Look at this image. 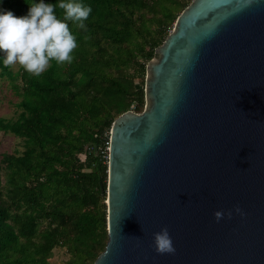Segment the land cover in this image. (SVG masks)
<instances>
[{
	"label": "water",
	"instance_id": "95a60500",
	"mask_svg": "<svg viewBox=\"0 0 264 264\" xmlns=\"http://www.w3.org/2000/svg\"><path fill=\"white\" fill-rule=\"evenodd\" d=\"M145 100L111 127L94 264H264V0H192ZM164 227L175 253L155 250Z\"/></svg>",
	"mask_w": 264,
	"mask_h": 264
},
{
	"label": "trees",
	"instance_id": "16d2710c",
	"mask_svg": "<svg viewBox=\"0 0 264 264\" xmlns=\"http://www.w3.org/2000/svg\"><path fill=\"white\" fill-rule=\"evenodd\" d=\"M192 0H75L91 7L83 23L65 21L76 37L73 61L39 76L5 66L19 98L0 131L23 149L0 151V264H94L108 242L106 190L110 130L123 112L145 107L148 62ZM39 0H0L16 16ZM59 4L60 0H44ZM58 19L64 10L55 9Z\"/></svg>",
	"mask_w": 264,
	"mask_h": 264
},
{
	"label": "clouds",
	"instance_id": "9594fccd",
	"mask_svg": "<svg viewBox=\"0 0 264 264\" xmlns=\"http://www.w3.org/2000/svg\"><path fill=\"white\" fill-rule=\"evenodd\" d=\"M57 7L64 10L63 20L55 14ZM91 11V7L75 0H60L58 5L39 0L38 3L30 4L25 16H16L12 11H0V52L4 54V65L18 64L28 73L39 76L52 60L57 64H70L77 42L65 21H78V26L84 28L83 21L87 20ZM236 212L240 213L241 209L237 207ZM223 215L221 211L214 213L217 221ZM231 215L229 211V218ZM153 239L158 253H175L167 227L154 233Z\"/></svg>",
	"mask_w": 264,
	"mask_h": 264
},
{
	"label": "rangeland",
	"instance_id": "374dc122",
	"mask_svg": "<svg viewBox=\"0 0 264 264\" xmlns=\"http://www.w3.org/2000/svg\"><path fill=\"white\" fill-rule=\"evenodd\" d=\"M0 11H6L2 5H0ZM175 24V23H174ZM174 28V27H173ZM172 28V29H173ZM171 29V31H172ZM21 66L18 64L12 65L14 71L18 70ZM19 100L13 90L11 89L9 79L7 77L0 76V117L11 118L17 115L16 103ZM111 132V130H110ZM23 141L21 138L16 137L11 133H4L0 131V151L14 152L16 150H22ZM69 255L64 247H57L54 249L53 256L50 261L53 264H65Z\"/></svg>",
	"mask_w": 264,
	"mask_h": 264
},
{
	"label": "built area",
	"instance_id": "2783aa9c",
	"mask_svg": "<svg viewBox=\"0 0 264 264\" xmlns=\"http://www.w3.org/2000/svg\"><path fill=\"white\" fill-rule=\"evenodd\" d=\"M132 110H134V109H132ZM108 149H109V147H108Z\"/></svg>",
	"mask_w": 264,
	"mask_h": 264
}]
</instances>
